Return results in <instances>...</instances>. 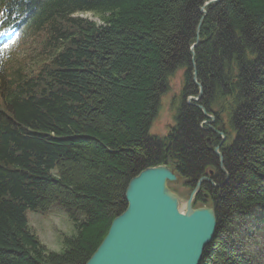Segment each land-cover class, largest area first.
Returning <instances> with one entry per match:
<instances>
[{
    "label": "trees",
    "instance_id": "1",
    "mask_svg": "<svg viewBox=\"0 0 264 264\" xmlns=\"http://www.w3.org/2000/svg\"><path fill=\"white\" fill-rule=\"evenodd\" d=\"M207 1L8 4L22 16L34 54L28 73L0 70V264H85L126 208L128 182L147 167L167 165L191 187L204 166L220 179L212 150L221 136L206 130L202 107L225 135L229 179L213 200L193 202L214 207L216 218L199 264H257L226 235L232 217L257 206L264 231V0H218L203 16ZM177 70L181 106L200 85L201 109L178 113L175 131L159 138L150 130ZM55 204L74 228L59 252L25 214Z\"/></svg>",
    "mask_w": 264,
    "mask_h": 264
},
{
    "label": "water",
    "instance_id": "2",
    "mask_svg": "<svg viewBox=\"0 0 264 264\" xmlns=\"http://www.w3.org/2000/svg\"><path fill=\"white\" fill-rule=\"evenodd\" d=\"M178 177L162 164L130 179L126 208L111 221L85 264H199L215 235V212L213 207L192 206L203 178L183 199L169 185Z\"/></svg>",
    "mask_w": 264,
    "mask_h": 264
},
{
    "label": "rangeland",
    "instance_id": "3",
    "mask_svg": "<svg viewBox=\"0 0 264 264\" xmlns=\"http://www.w3.org/2000/svg\"><path fill=\"white\" fill-rule=\"evenodd\" d=\"M213 2H216V0H208L203 4V6L200 8V12L203 14V16L206 13V7L209 4H212ZM79 16L89 18L91 20H97L96 17L89 13H80ZM202 20V18H201ZM201 20L199 21V24L196 28V32L198 34ZM196 34V35H197ZM199 42V37L195 39ZM193 50V49H192ZM191 50V51H192ZM196 72H193V81L197 83L196 79ZM195 76V77H194ZM169 89L165 93V95L161 98L160 108L157 113L156 119L152 124L150 134L157 136L159 138L165 137L171 132H174V128L178 126L179 120L177 118V114L180 113L181 115L196 113L198 110H200L201 105H199L198 101L200 100L202 96L201 92V86L199 85V90L197 91V94L195 95H186L185 96V102L187 103V106L182 107V87H183V71L177 70L175 75L169 79ZM191 105V106H190ZM195 105L199 107H195ZM198 108V110H196ZM195 111V112H193ZM201 112L205 115L210 116L211 118H208L206 120L208 123L202 122L203 125H208L209 122L213 121L215 118L213 117L212 111H206L204 107H202ZM173 129V130H172ZM210 129L208 128L207 131ZM226 143V142H225ZM225 143L222 144L223 147L227 146ZM230 143V142H229ZM221 146V147H222ZM176 146L174 145V148ZM222 150L218 148V152H220V157L218 156V162L223 167L221 173V178L219 181L211 182V192H206V197L200 192V197H202L203 200L211 201L214 198H216L217 194H222V186L227 183L226 181L229 179V173L227 171V168L223 164V155ZM215 154V153H214ZM217 156V154H215ZM169 167V166H168ZM170 168V167H169ZM172 171L173 168H170ZM204 169L206 173L209 171L214 172L212 168L209 166H204ZM225 170V171H224ZM175 171V170H174ZM226 172V173H225ZM215 173V172H214ZM205 172L203 173V175ZM208 177L209 175L206 174ZM228 176V177H227ZM203 176H200L196 184L199 182L200 179H202ZM185 179V178H184ZM184 179L178 178L175 182L176 185L173 187V190L179 194L183 199H187L188 196L191 194V192L194 190V187H191L188 184H184ZM193 184V183H192ZM172 185V184H171ZM216 185V186H215ZM194 186V185H193ZM172 188V187H171ZM200 190V187H199ZM199 191H197L198 193ZM205 205V204H204ZM210 206L211 205H207ZM259 206L252 207L250 209V214L248 216H242L238 215L233 218L232 226L229 227L227 231L226 238L229 239L230 243L232 241V244L234 245V248H240L247 256H251L254 259V262L257 264H264V231L260 230L261 224L259 223V214H260V208ZM214 209V207H213ZM26 218L28 221V225L30 229L38 236V238L42 241V243L50 250L59 252L63 250L64 245L62 242V237L71 235L73 233V226L72 223L69 221V219L66 216V211L62 207L58 206L57 204L51 206L46 211L40 212V211H31L27 210L25 212ZM232 219H230V222ZM260 224V226L258 225Z\"/></svg>",
    "mask_w": 264,
    "mask_h": 264
},
{
    "label": "flooded vegetation",
    "instance_id": "4",
    "mask_svg": "<svg viewBox=\"0 0 264 264\" xmlns=\"http://www.w3.org/2000/svg\"><path fill=\"white\" fill-rule=\"evenodd\" d=\"M206 117L210 118V116L206 115ZM207 121L209 120H205L204 123H208ZM214 122H215V119L211 122H209V126L206 128V130L209 128V129H212L213 131V135L216 136V134H220L221 138L218 139V144L216 145V147H214V149L212 150L213 153L217 154V156L220 157V152H218V148H222V144L224 143V140H225V135L224 133L222 132L223 130H219V129H214ZM209 149V148H208ZM210 150V149H209ZM223 167L221 166V164H219V170L220 172L222 171ZM214 172L216 171V175L214 172L212 171H209L208 173L205 172L204 175H202L203 177V180H201V184H200V190L197 194L200 195V192L206 197V192L207 193H210L212 190H211V187H212V184L211 182H216V181H219V178L217 176V170H216V167L213 168ZM225 171V170H224ZM226 173V172H225ZM206 174H208L209 176L207 177ZM196 186V183L194 184V187Z\"/></svg>",
    "mask_w": 264,
    "mask_h": 264
},
{
    "label": "bare ground",
    "instance_id": "5",
    "mask_svg": "<svg viewBox=\"0 0 264 264\" xmlns=\"http://www.w3.org/2000/svg\"><path fill=\"white\" fill-rule=\"evenodd\" d=\"M226 123H227V122H226ZM227 125H228V124H227ZM227 125H226V126H227ZM228 128H229V127H228ZM215 129H216V128H215ZM229 129H230V128H229ZM173 171H174V170H173ZM227 177H228V176H227ZM215 186H216V185H215Z\"/></svg>",
    "mask_w": 264,
    "mask_h": 264
}]
</instances>
